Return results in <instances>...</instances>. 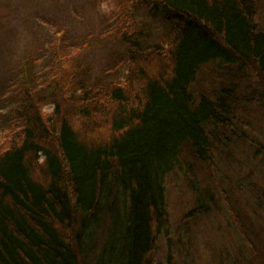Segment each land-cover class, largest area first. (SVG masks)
<instances>
[{
	"label": "trees",
	"instance_id": "1",
	"mask_svg": "<svg viewBox=\"0 0 264 264\" xmlns=\"http://www.w3.org/2000/svg\"><path fill=\"white\" fill-rule=\"evenodd\" d=\"M140 2L162 31L127 21L110 69L103 36L82 59L43 33L0 70V264H180L176 227L206 264H264V0Z\"/></svg>",
	"mask_w": 264,
	"mask_h": 264
},
{
	"label": "rangeland",
	"instance_id": "2",
	"mask_svg": "<svg viewBox=\"0 0 264 264\" xmlns=\"http://www.w3.org/2000/svg\"><path fill=\"white\" fill-rule=\"evenodd\" d=\"M138 1L142 5H139V10L135 12L132 6L136 5ZM160 19L159 16H148L144 12L143 3L140 0H129L128 5L126 0H0V70L7 68L10 63L20 62L28 50L35 46L34 42L43 33L49 35L52 40L55 39L54 33H64V36L60 38V44L65 47L69 45V48L73 47L70 49L72 51L69 50L70 53L78 51L82 59L101 41L99 36H103L104 47L106 48L92 58L93 64L95 63L93 67L99 70L100 68L97 66H100L101 62H103L102 67L108 66L110 69L113 62L116 61L113 53L118 49L115 46L116 40L112 38V35L116 36L120 31H124L129 27L128 22H132L133 26L135 25L136 27L141 24L145 25L146 29L151 31L154 36H159L163 28V23ZM58 34L56 35V41H59L58 38L62 36ZM44 45L48 46V42H45ZM41 48L46 49L47 47ZM152 58L157 57L151 55L150 59ZM159 60H163V57ZM68 63L74 64L72 58L69 59ZM152 65H155V61L151 63ZM131 66L129 64V69H131ZM67 67L68 69L71 68L69 65ZM4 79L5 77L1 78V81ZM3 82L5 83V81ZM0 93L2 94V90ZM82 101L87 102L86 99ZM50 110L51 107L49 106H44L43 108L44 112ZM94 113L96 111L92 112V115ZM80 119L81 117H76V120L80 121ZM262 125L261 128H254L255 139L259 144L264 143V123ZM262 167L259 166V169ZM246 171L245 166H243L240 171L239 168L234 167L228 173L233 175L235 180L239 179L240 183L246 185L249 181V179L243 177V175H246ZM177 189L175 186H169L167 195L169 204L171 203L175 206L178 204L179 206L177 209L175 207V209L170 210V219L173 221L178 219L176 210L188 209L192 201L191 195L183 184L182 192L179 193ZM177 197H179V202ZM211 220L213 221L208 223L211 231V240L218 247L221 243L224 244L226 242V230L224 228L227 220L225 218L220 219V222L216 218ZM174 231L182 234L180 240L184 244L182 252H176L180 258V264H206L207 256L200 245L197 246L195 253L188 252L186 254V232L182 227H176ZM174 231L172 233L176 236ZM163 250V247L159 249V260L163 259ZM196 253L201 257V263L197 261Z\"/></svg>",
	"mask_w": 264,
	"mask_h": 264
}]
</instances>
